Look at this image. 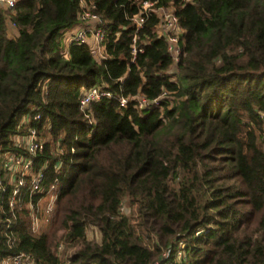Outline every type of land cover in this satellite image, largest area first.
Listing matches in <instances>:
<instances>
[{
    "label": "trees",
    "instance_id": "obj_1",
    "mask_svg": "<svg viewBox=\"0 0 264 264\" xmlns=\"http://www.w3.org/2000/svg\"><path fill=\"white\" fill-rule=\"evenodd\" d=\"M153 1L178 19L176 62L155 11L132 53L139 0H92L106 32L99 58L64 38L82 0L0 6V173L21 153L44 175L12 207L10 184L0 189V256L152 264L171 246L170 264H264V0ZM92 86L113 96L83 109ZM139 96L161 97L140 107ZM31 127L43 146L28 153L14 139Z\"/></svg>",
    "mask_w": 264,
    "mask_h": 264
},
{
    "label": "built area",
    "instance_id": "obj_2",
    "mask_svg": "<svg viewBox=\"0 0 264 264\" xmlns=\"http://www.w3.org/2000/svg\"><path fill=\"white\" fill-rule=\"evenodd\" d=\"M192 1V0H184ZM16 3V0H0V6L3 8H12ZM92 0H82L83 10L79 14L81 21L78 23L80 26L77 29L70 30L67 41H86L91 44L92 52L98 58L103 54V39L105 37L104 19L97 12L91 11ZM140 8L138 12L133 14L131 19L135 23L136 27L132 36V53L135 54L137 50H141L136 46V31L142 26L146 18L147 11H155L159 15V22L157 27L159 32L166 31L168 36V48L171 52L174 61L178 60L179 46H178V34L181 27L178 23L177 17L174 15L172 7L169 6H156L153 0H139ZM166 91H163L164 96ZM112 97L113 94L106 89L99 86H92L84 90L83 95L80 98V105L85 109L90 101L98 100L102 97ZM161 97V96H160ZM160 97L153 99L152 101L147 100L143 96H139V106L148 107L152 104L158 103ZM128 101V97L120 96V105H125ZM38 116V115H37ZM36 116V117H37ZM18 143L22 145L28 153H33L36 150H41L43 146V140L38 137L35 128L31 127L27 129L26 133L18 135ZM3 173H0V189L1 191L6 190V185L10 184V198L9 205L12 207L15 203V197L20 191V187L25 185L27 179H29V189L32 192L41 190V182L43 180L42 170H36L34 168L33 160L30 155H24L21 153H8L2 160ZM55 184L50 185L47 188V203L46 212H49L53 208L55 199ZM40 203V202H39ZM33 207V204L30 203ZM33 226L37 225L38 213L34 215ZM172 251L171 246H167L161 252L160 257L153 261L152 264H170L168 258ZM177 255H182V250H177ZM0 264H33V259L30 254L26 252H19L13 255L0 256Z\"/></svg>",
    "mask_w": 264,
    "mask_h": 264
},
{
    "label": "rangeland",
    "instance_id": "obj_3",
    "mask_svg": "<svg viewBox=\"0 0 264 264\" xmlns=\"http://www.w3.org/2000/svg\"><path fill=\"white\" fill-rule=\"evenodd\" d=\"M69 32H70V30L68 31H66L65 33H64V38L65 39H68V37H69ZM16 142H19L18 141V139L16 138V139H14ZM46 201H47V196H45L44 198H42V200L40 201L41 203H46ZM40 203V205H41V207H42V204ZM123 208L125 209V211H127V214H129V215H132V211H133V209H131L132 208V206H130V205H128V204H126V203H124L123 204ZM49 220V219H48ZM46 222H47V220L46 219H44V218H42V220H41V224H40V228H41V226L43 227L44 225H46ZM87 233L89 234V236L90 237H94L95 239H97V238H99L100 236H99V231L94 227V226H89L88 228H87ZM164 249H162V251H163Z\"/></svg>",
    "mask_w": 264,
    "mask_h": 264
},
{
    "label": "crops",
    "instance_id": "obj_4",
    "mask_svg": "<svg viewBox=\"0 0 264 264\" xmlns=\"http://www.w3.org/2000/svg\"><path fill=\"white\" fill-rule=\"evenodd\" d=\"M79 26H80V24H76V25H74L71 29H72V30L77 29ZM16 138L19 139V136L16 135V136H15V139H16Z\"/></svg>",
    "mask_w": 264,
    "mask_h": 264
}]
</instances>
